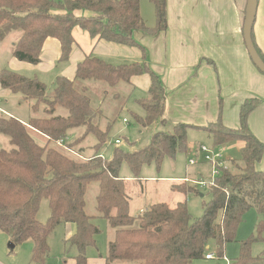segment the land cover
I'll use <instances>...</instances> for the list:
<instances>
[{"label":"trees","instance_id":"16d2710c","mask_svg":"<svg viewBox=\"0 0 264 264\" xmlns=\"http://www.w3.org/2000/svg\"><path fill=\"white\" fill-rule=\"evenodd\" d=\"M149 1L156 19L155 28L149 30L163 29L165 0ZM75 10L94 15L77 17ZM76 26L92 36L125 45L136 44L135 30L148 29L140 15L139 0H0V42L10 32L19 31L12 54L20 61L38 63L43 43L51 37L60 43L59 63H65L74 43L72 29ZM143 72H148L151 78L149 98L142 104L144 116L135 118L140 126H149L161 116L165 94L159 78L143 64L114 65L97 57H86L78 63L74 80L57 77L49 92L35 77L0 69L3 89L19 94L22 100H33L34 110L42 105L45 113V117H30L26 122L47 137L44 145L33 139L29 128L19 119L0 117V134L7 136L11 145L8 149L0 147V232L9 235L14 243L30 240L32 264L45 263L48 235L62 223L74 224L75 231L66 241L67 249L76 250L77 264L85 263V249L94 244L100 232L93 222L95 217L85 210V193L92 181L98 183V217L114 231L105 264H190L205 259L210 248L223 258L226 245L236 241V230L245 213L250 209L264 212V171L256 168L264 156V143L248 126L249 115L259 104L256 98L241 104L238 128H227L220 121L204 128L212 147H227L241 140L242 165L234 162L237 172L228 166L220 168L213 185L208 187L210 199L203 203V214L197 219H192L185 202L174 205L155 202L132 214L126 181L119 175L122 163L137 177L145 164L153 162L160 167L165 157L187 153L190 125L176 124L172 131L155 132L147 145L133 151L115 148L108 160L96 154L87 159H73L51 145L64 140L69 129L84 127L83 134L69 145H76L93 133L97 151L105 144L112 122L100 128L95 117L102 112L85 94L84 82L93 80L115 86ZM58 107L66 111L57 113ZM78 148L82 151V147ZM184 184L187 185L182 181L171 189L197 191L196 185ZM42 199L47 200L49 207V216L43 223L37 219ZM256 232L255 237L240 242L239 254L229 264H254L264 259V250L257 256L251 254V243L255 238L262 239L264 221L257 223Z\"/></svg>","mask_w":264,"mask_h":264},{"label":"crops","instance_id":"0c3cea01","mask_svg":"<svg viewBox=\"0 0 264 264\" xmlns=\"http://www.w3.org/2000/svg\"><path fill=\"white\" fill-rule=\"evenodd\" d=\"M141 4L139 0L142 17ZM247 4L248 0H165V27L149 30L154 29L156 25L153 7L148 20L142 17L148 29L133 32L135 45L109 42L76 26L72 29L74 43L65 63H59V41L48 37L43 43L38 63L11 59L8 69L18 71L29 78H37L45 84L46 91L49 92L57 77L74 80L78 63L86 57H97L114 65L137 62L145 65L159 78L165 94L161 116L149 126H140L138 123L141 129L147 131V144L153 133L172 131L176 124H187L190 125L187 129L188 151L195 149L198 155V146L191 143L188 136L192 132L208 133L204 128L217 121L227 128H238L241 104L249 98L258 99L259 104L250 113L248 126L252 134L264 143V74L252 63L243 38ZM74 14L77 17L94 15L86 10H75ZM20 34L15 33L12 37L13 45ZM252 38L264 57V0H257ZM122 84L128 88L125 91L130 97L135 95V90L138 91L134 102L141 109L133 107L134 112L130 113L132 112L134 117L144 116L142 104L149 98V73L133 75L129 82ZM48 85L50 88H47ZM139 93L144 96H138ZM11 97L16 98L12 92ZM102 103L103 100L98 101V104ZM21 122L41 136L44 142L40 145L46 144L45 135L29 127L25 121ZM233 144L241 147L243 142L237 140L230 146ZM224 148L226 151L227 148ZM262 159L256 163V168L264 171ZM184 179L186 178H180L178 181L182 182ZM140 209L142 211L145 207ZM55 228L57 238L52 237L54 229L47 238L49 252L44 264H77L76 250L65 247L67 239L75 231L74 224L62 223ZM98 237L101 240V233L95 236L94 244L85 249L84 264H105L108 243L113 239L114 231L112 229L108 241L107 238L105 242L104 238L101 240L104 249H99ZM10 243H13V247L9 246ZM32 246L30 240L14 243L9 235L0 232V262L32 264Z\"/></svg>","mask_w":264,"mask_h":264},{"label":"rangeland","instance_id":"374dc122","mask_svg":"<svg viewBox=\"0 0 264 264\" xmlns=\"http://www.w3.org/2000/svg\"><path fill=\"white\" fill-rule=\"evenodd\" d=\"M141 2L142 17L144 20H148L150 18V13L152 14L153 4L149 0H141ZM15 33H19V31L10 32V34L0 42V69H8L10 60L16 59L12 54L14 45L12 43L13 41H11ZM83 85L87 87L85 94L90 97L92 105L100 108L102 112L95 117L100 128L104 129L108 122H112L105 144L95 151L94 145L97 141L96 136L93 133H88L78 144L70 146L69 143L82 135L85 130L84 127H77L68 130L66 138L63 143H61L62 145L56 142L55 144L51 143L52 146L58 148L65 153V155L73 159H87L93 154H96L102 156L104 160H108L112 157L115 148L133 151L147 144V131L139 127L138 122L132 115V112H134L132 109L133 107H139L141 109V107L134 102L138 93L137 90H135V95L132 94L130 97L128 92L125 91L128 88H125L122 82L115 86H109L103 82L88 80L84 82ZM80 87H82L81 84ZM47 88H50L49 85ZM15 96L16 98L11 97V92L0 86V117H15L25 122H27L30 117H45L42 105H40L37 110H34L32 107L33 100H22L19 98V94H15ZM138 96L144 95L139 93ZM99 100H103L101 105L98 104ZM61 111L66 110L58 107L57 113H61ZM130 111L132 112L130 113ZM123 118L128 122L125 123ZM29 133L37 143L43 144L44 140L41 136L32 130H29ZM188 138L196 147L202 144L210 146V136L206 132H192ZM116 139L122 141L119 146H115L114 144V140ZM0 147L6 149L11 147L8 142V137L3 134H0ZM78 147H82V151H80ZM226 148L224 153L225 165L228 166L232 172H237L238 169L235 167L234 162L238 163V165H242L239 161L240 147L233 144L232 147L229 145ZM189 159H195L196 163L190 164ZM210 173L211 167L209 163L203 162L201 154L197 155L195 149L187 153H177L174 157H165L160 167H157L153 162L145 164L142 166L137 177L133 176L126 163H122L119 171L120 177L126 181V191L130 199L129 211L132 214L140 213V208H144L151 203L166 202L169 205H174L176 201H181L185 202L192 219L200 218L203 214V203L208 202L210 199L208 185L197 186L196 192L188 190L181 192L171 190L172 184L178 183L180 178H186L188 179L187 185H184L188 187L192 185L191 180L209 179ZM97 193L98 183L95 181L90 182L85 193V209L88 215L96 217L99 215L96 209ZM48 216V202L46 199H42L37 212V219L43 223ZM93 220L100 229L98 234L101 233V240L104 238L103 242H105L104 240L107 238L108 241L112 228L100 217L93 218ZM260 220L264 221V212L259 213L255 209H250L245 213L243 220L236 230V241L226 245L223 252L224 260L228 262L236 258L239 254L240 242L257 235L256 225ZM55 231H57L56 228L52 234L54 238L56 237L55 235H57ZM261 237L262 239L255 238L256 240L251 243V254L253 256L260 255L264 250V232ZM98 240L99 249H104V243H101L99 237ZM65 247L68 248L67 244H65ZM209 250L215 254L213 259H197L193 260L190 264H227L223 258L218 257L214 249L210 248ZM254 264H264V259Z\"/></svg>","mask_w":264,"mask_h":264},{"label":"built area","instance_id":"2783aa9c","mask_svg":"<svg viewBox=\"0 0 264 264\" xmlns=\"http://www.w3.org/2000/svg\"><path fill=\"white\" fill-rule=\"evenodd\" d=\"M123 121L126 123L127 120L123 119ZM64 140L57 141L58 144L63 143ZM122 143L121 140L116 139L114 140L115 146H119ZM62 145V144H61ZM224 147H212L207 145H199L198 146V152L201 154V159H203V162L209 163L211 167V173L210 177L207 180L198 179V180H191V183L196 186H211L214 183L215 177L218 175L219 170L221 167H226L225 161H224ZM99 156V155H98ZM80 157V156H79ZM102 158V156H99ZM190 164H195V159H189ZM188 179H185L187 181ZM214 253L212 251H209L207 254H205V259H213ZM224 258V257H223ZM0 264H3L0 262Z\"/></svg>","mask_w":264,"mask_h":264},{"label":"water","instance_id":"95a60500","mask_svg":"<svg viewBox=\"0 0 264 264\" xmlns=\"http://www.w3.org/2000/svg\"><path fill=\"white\" fill-rule=\"evenodd\" d=\"M256 9H257V0H248L247 10L243 23V38L248 55L252 63L257 67L259 71H261L264 74V61L258 55V52L252 40V27L256 16ZM9 246L13 247V243H10Z\"/></svg>","mask_w":264,"mask_h":264}]
</instances>
